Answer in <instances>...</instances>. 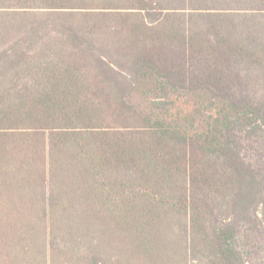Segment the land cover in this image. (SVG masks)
I'll return each instance as SVG.
<instances>
[{"label":"trees","instance_id":"16d2710c","mask_svg":"<svg viewBox=\"0 0 264 264\" xmlns=\"http://www.w3.org/2000/svg\"><path fill=\"white\" fill-rule=\"evenodd\" d=\"M260 87L264 0H0V264H264Z\"/></svg>","mask_w":264,"mask_h":264},{"label":"rangeland","instance_id":"374dc122","mask_svg":"<svg viewBox=\"0 0 264 264\" xmlns=\"http://www.w3.org/2000/svg\"><path fill=\"white\" fill-rule=\"evenodd\" d=\"M264 90L263 87L259 88V93L261 94L262 91ZM248 149L250 150L249 153L251 154V158L254 159H262L261 162L263 161L264 165V153L262 152V147L260 146H249ZM261 212L264 215V206L261 207ZM264 236V235H263ZM262 235L258 234L255 237V240L253 242H256L259 246H261V253L264 254V237Z\"/></svg>","mask_w":264,"mask_h":264}]
</instances>
